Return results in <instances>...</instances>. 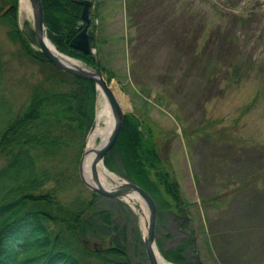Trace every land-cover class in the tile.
<instances>
[{
	"label": "rangeland",
	"instance_id": "374dc122",
	"mask_svg": "<svg viewBox=\"0 0 264 264\" xmlns=\"http://www.w3.org/2000/svg\"><path fill=\"white\" fill-rule=\"evenodd\" d=\"M90 1V53L151 128L159 167L176 179L188 205L184 221L167 212V196L153 200L159 254L190 241L188 264H264V0ZM10 3L15 23L2 19ZM31 24L32 18L20 20L19 0H0V101L15 112L50 72L21 42L39 52ZM67 156L72 163L74 153ZM107 161L123 167L116 152ZM69 170L67 196L90 200L74 166ZM95 207L108 218L106 228L98 220L102 230L69 238L82 264H149L139 214L118 199L101 197ZM112 246L119 254L108 253Z\"/></svg>",
	"mask_w": 264,
	"mask_h": 264
},
{
	"label": "trees",
	"instance_id": "16d2710c",
	"mask_svg": "<svg viewBox=\"0 0 264 264\" xmlns=\"http://www.w3.org/2000/svg\"><path fill=\"white\" fill-rule=\"evenodd\" d=\"M40 2L44 25L48 35H54L51 40L55 47L102 73L92 53L85 55L70 47L71 40L85 25L81 19L82 6L73 0ZM8 7L2 19L9 17L15 23L14 5L10 3ZM52 9L60 11L63 18L52 16ZM15 34L21 38L18 30ZM89 41L92 43L90 35ZM21 42L28 57L45 65L50 72L43 71V78L32 86L20 111L15 112L11 105L0 101V264H82L69 238L84 235L86 228L97 233L100 225L106 228L108 224L106 215L95 212L101 196L90 191V200L81 195L67 196L71 186L70 166H74V175L80 182L78 164L94 122L97 91L92 82L58 71L40 52L31 50L27 41ZM53 86L65 90L55 91ZM154 138L151 128L142 121L138 125L131 114L125 115L104 164L141 187L155 202L162 194L167 196L169 200L162 201L167 212L185 221L188 205L181 197L176 179L160 169L161 157ZM68 152L74 153L72 163L68 161ZM114 152L124 167L119 171L107 161ZM98 220L103 224H95ZM189 245L190 241L162 255L174 264H188ZM157 246L160 250V243ZM119 251L112 246L108 253ZM91 253L106 256V252Z\"/></svg>",
	"mask_w": 264,
	"mask_h": 264
},
{
	"label": "water",
	"instance_id": "95a60500",
	"mask_svg": "<svg viewBox=\"0 0 264 264\" xmlns=\"http://www.w3.org/2000/svg\"><path fill=\"white\" fill-rule=\"evenodd\" d=\"M32 12V34L35 38L37 47L39 52L45 58V60L51 64L58 71L70 74L78 79L90 81L95 85V89L98 94V90L100 89L108 100L112 119H113V127L107 138L104 145L100 148L94 150L95 157L93 164L91 166V182H88L83 175V159L87 153L86 147L83 148L79 164H78V175L82 185L89 190L90 192L97 194L103 198L107 199H118L122 200L126 204V200H128L131 196H135L140 199L143 205L146 208L148 220L145 225V231L143 233L142 245L145 251V255L147 257L149 264H158L156 258V252H158L156 246V222H157V210L156 205L152 199V197L141 187L136 184L124 180L118 177V183H111V186L101 184L99 177L97 175L96 167L99 163L103 165L104 158L106 154L112 149L114 146L119 133L121 131L122 122L127 114H131L134 116L138 122V125L141 124L140 119L133 113L131 107L127 104V107L122 109L118 103L115 101L112 93L110 91V85L108 84L102 73L96 69L89 66H86L80 62H77L74 59H71L60 52L57 54L53 53L46 45L47 32L44 25V13L43 7L40 0H28ZM73 2L82 6L81 11V19L85 24L82 30L71 40L70 47L75 49L85 55H88L91 51L90 41H89V24H90V9L92 7V3L90 0H73ZM7 11L4 10L3 14ZM55 47V46H54ZM65 58L76 61L77 63H71L65 61ZM116 87H118L117 83H113ZM121 93V92H120ZM122 94V93H121ZM123 95V94H122ZM98 96V95H97ZM126 101L128 98L126 97ZM96 108H97V98H96ZM96 116V115H95ZM129 205V204H128ZM130 206V205H129ZM135 212L138 210V207H131ZM138 214V212H137ZM83 244H87L86 241ZM97 245L94 244V247ZM159 253V252H158Z\"/></svg>",
	"mask_w": 264,
	"mask_h": 264
},
{
	"label": "bare ground",
	"instance_id": "6f19581e",
	"mask_svg": "<svg viewBox=\"0 0 264 264\" xmlns=\"http://www.w3.org/2000/svg\"><path fill=\"white\" fill-rule=\"evenodd\" d=\"M19 17L20 20H23L24 17H27L28 19L32 18V12L28 0H19ZM45 42L49 50H51L55 54L58 53L54 45L48 39H46ZM63 59L71 63H77L74 60L65 58V56H63ZM110 91L115 101L122 109L127 107L128 101H126V97L120 93L119 89L113 83L110 85ZM112 127L113 119L108 100L106 99L103 92L99 89L95 123L92 131L87 138L85 146L87 153L83 159V175L88 182H91V166L95 157L94 150L104 145L107 138L109 137ZM96 171L101 184L106 185L108 181L114 184L118 183V177L115 174L107 171L101 163L97 165ZM126 202L131 207H138V210L136 212H138L140 216V224L144 233L145 225L148 220L145 206L143 205L142 201L135 196H131L128 200H126ZM156 258L158 264H172L166 261L158 252H156Z\"/></svg>",
	"mask_w": 264,
	"mask_h": 264
}]
</instances>
